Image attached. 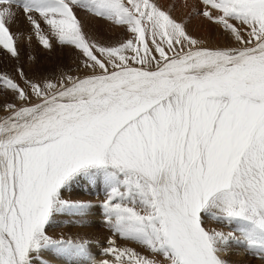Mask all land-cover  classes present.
<instances>
[{
    "label": "snow or ice",
    "instance_id": "6c2138e0",
    "mask_svg": "<svg viewBox=\"0 0 264 264\" xmlns=\"http://www.w3.org/2000/svg\"><path fill=\"white\" fill-rule=\"evenodd\" d=\"M174 7L0 0V54L21 59L10 25L22 9L29 42L82 58L59 77L0 72V95L12 96L0 105V264H47L46 251L91 264H231L233 245L264 260V0H199L190 16L231 42L215 47ZM80 11L125 36L101 42ZM82 179L105 194L99 261L90 240L48 231L96 207L65 198Z\"/></svg>",
    "mask_w": 264,
    "mask_h": 264
},
{
    "label": "rangeland",
    "instance_id": "374dc122",
    "mask_svg": "<svg viewBox=\"0 0 264 264\" xmlns=\"http://www.w3.org/2000/svg\"><path fill=\"white\" fill-rule=\"evenodd\" d=\"M198 7L199 0H160L165 6L175 5L173 15L178 21H188L187 27L192 35L207 42V46H226L231 42L227 37L223 36L219 29L211 25L208 21L201 17L192 15V9ZM178 4H181L178 6ZM190 3V4H189ZM192 8V9H190ZM17 16L11 23V31L15 34H23L21 43L22 56L19 61L9 56L0 54V72H7L9 75L18 78L16 69L23 67L26 75L29 78L34 77H59L61 72H68L70 69L75 72V69L82 59L77 50L73 48L57 47L54 51L45 50L33 38L31 42L27 37L30 34V25L25 19L22 9H17ZM84 20L86 31L93 37L99 38L101 42H114L125 36L121 30L108 25L103 21H98L88 17L83 11L79 13ZM34 57V59H33ZM12 100V96L7 97L0 95V105L5 100ZM5 112L0 109V117H3ZM67 199H79L91 201L96 207L91 214L81 220L79 217L69 215L57 216L55 222L49 227V235L53 238L65 239H88L91 246L90 251L95 260L99 261L106 257L102 254L103 247L107 246V238L110 231L103 222L102 209L100 203L105 198L103 185H91L86 180L73 185V188L64 193ZM211 227H216L225 232L233 230L234 226L227 224H217L212 222ZM123 244L124 242L121 241ZM134 246V245H132ZM141 251H143L141 249ZM44 259L47 264H91L86 258H66L58 256L52 251H46ZM231 264H264V260L254 257L245 252L243 247L233 245L228 256L226 257Z\"/></svg>",
    "mask_w": 264,
    "mask_h": 264
},
{
    "label": "bare ground",
    "instance_id": "6f19581e",
    "mask_svg": "<svg viewBox=\"0 0 264 264\" xmlns=\"http://www.w3.org/2000/svg\"><path fill=\"white\" fill-rule=\"evenodd\" d=\"M172 1H174V0H172ZM175 1H177V0H175ZM184 1V0H183ZM175 3H177V2H175ZM178 4V3H177ZM190 4V3H189ZM179 5H181V4H178V6ZM194 6H195V1H194ZM196 7V6H195ZM190 9H192V8H190Z\"/></svg>",
    "mask_w": 264,
    "mask_h": 264
}]
</instances>
